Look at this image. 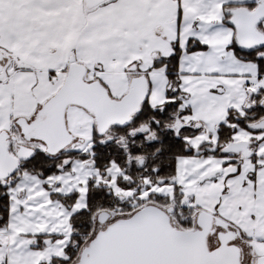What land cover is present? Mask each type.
<instances>
[{
	"label": "snow or ice",
	"instance_id": "1",
	"mask_svg": "<svg viewBox=\"0 0 264 264\" xmlns=\"http://www.w3.org/2000/svg\"><path fill=\"white\" fill-rule=\"evenodd\" d=\"M0 264H264V0H0Z\"/></svg>",
	"mask_w": 264,
	"mask_h": 264
}]
</instances>
